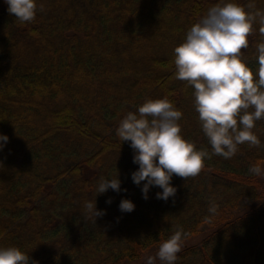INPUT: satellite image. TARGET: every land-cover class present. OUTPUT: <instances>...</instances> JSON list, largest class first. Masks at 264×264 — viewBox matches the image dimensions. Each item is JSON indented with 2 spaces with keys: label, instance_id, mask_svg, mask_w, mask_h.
I'll use <instances>...</instances> for the list:
<instances>
[{
  "label": "trees",
  "instance_id": "1",
  "mask_svg": "<svg viewBox=\"0 0 264 264\" xmlns=\"http://www.w3.org/2000/svg\"><path fill=\"white\" fill-rule=\"evenodd\" d=\"M221 2L37 0L35 20L21 23L0 0V133L9 137L0 150V247L21 248L30 264H131L183 229V245L206 237L176 264H264L263 175L249 171L264 165V119L253 129L259 146L212 155L196 176L174 174L167 201L158 186L143 198L133 149L116 134L129 111L167 96L183 113V137L211 153L194 89L175 78L174 48ZM237 2L264 10V0ZM258 28L242 49L254 70ZM117 174L121 191L96 196L100 178ZM95 198L105 214L94 220L85 203ZM123 198L132 212H121Z\"/></svg>",
  "mask_w": 264,
  "mask_h": 264
},
{
  "label": "clouds",
  "instance_id": "2",
  "mask_svg": "<svg viewBox=\"0 0 264 264\" xmlns=\"http://www.w3.org/2000/svg\"><path fill=\"white\" fill-rule=\"evenodd\" d=\"M5 3L8 12L14 13L21 23L35 20L37 0ZM254 7L253 2L244 6L237 0H222L211 6L190 27L183 43L174 48L175 78L194 89L195 109L211 153L197 149L183 137L179 123L183 113L167 96L146 100L138 111H129L120 121L116 134L120 142H130L133 162L139 165L131 174L132 180L137 186L144 182V199L149 198L151 187L158 186L162 191L156 197L167 201L177 192L171 183L174 174L196 176L212 155L230 159L241 144H261L253 129L256 121L264 119V10L253 12ZM255 24L259 25L262 38L255 45L258 67L254 70L243 59L242 49L249 47L248 38ZM8 141L9 137L0 133V150ZM249 171L262 176L264 165L256 163ZM121 183L118 174L113 178L101 177L96 196L109 189L120 192ZM135 207L128 198L119 204L121 212H132ZM85 208L94 220L105 214V210L97 208L96 198L94 202L87 201ZM209 212L216 214L217 206L211 205ZM187 235L183 229L177 230L160 243L156 256L147 257L146 264H156L157 258L160 264H176ZM0 264H30V257L16 246L0 247Z\"/></svg>",
  "mask_w": 264,
  "mask_h": 264
},
{
  "label": "rangeland",
  "instance_id": "3",
  "mask_svg": "<svg viewBox=\"0 0 264 264\" xmlns=\"http://www.w3.org/2000/svg\"><path fill=\"white\" fill-rule=\"evenodd\" d=\"M263 183H264V175H263ZM206 237V235H201L199 236L198 238L196 239H193L191 241H188L186 244H184L182 246V250L185 249L186 247H189V246H192V245H195V244H198L199 242H201L204 238ZM159 249V248H158ZM158 249L155 250V251H152L149 255H147L145 258H143L142 260L140 261H137V262H134V263H131V264H146V261H147V257L148 256H156L157 252H158Z\"/></svg>",
  "mask_w": 264,
  "mask_h": 264
}]
</instances>
